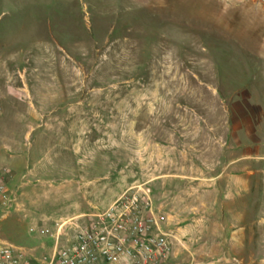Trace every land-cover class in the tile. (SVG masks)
<instances>
[{
	"label": "rangeland",
	"instance_id": "rangeland-1",
	"mask_svg": "<svg viewBox=\"0 0 264 264\" xmlns=\"http://www.w3.org/2000/svg\"><path fill=\"white\" fill-rule=\"evenodd\" d=\"M0 167L22 262L143 186L166 264H264V3L0 0Z\"/></svg>",
	"mask_w": 264,
	"mask_h": 264
},
{
	"label": "built area",
	"instance_id": "built-area-1",
	"mask_svg": "<svg viewBox=\"0 0 264 264\" xmlns=\"http://www.w3.org/2000/svg\"><path fill=\"white\" fill-rule=\"evenodd\" d=\"M261 5L264 0H234ZM0 167V223L15 202ZM149 190L134 186L106 210L69 218L57 229L47 264H166L168 236L162 232ZM10 243L0 239V264H28Z\"/></svg>",
	"mask_w": 264,
	"mask_h": 264
}]
</instances>
